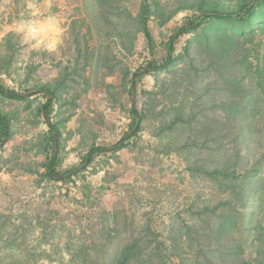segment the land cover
Instances as JSON below:
<instances>
[{
	"label": "rangeland",
	"instance_id": "rangeland-1",
	"mask_svg": "<svg viewBox=\"0 0 264 264\" xmlns=\"http://www.w3.org/2000/svg\"><path fill=\"white\" fill-rule=\"evenodd\" d=\"M1 1L0 32L18 22L33 24L28 0L15 3L18 12ZM181 1L188 0H149L153 10L158 3L166 11ZM121 3L133 13L141 5ZM227 3L230 10L236 0ZM85 14L87 20L61 33L55 51L26 43L22 33H6L0 85L22 92L69 70L63 102L52 116L62 135V173L78 168L92 148L130 135L134 102L149 114L121 149L96 152L72 182H62L50 179L45 167L51 141L38 110L45 99L0 94V110L13 130L0 148V264H78L84 258L104 264L120 239L125 243L146 226L183 254L166 264H264V6L249 21L211 19L181 38L176 62L138 79L135 96L130 76L152 59L144 35L132 54H124L109 24V34L98 39V0ZM192 15L182 10L165 28L150 22L157 57L166 51L164 40ZM10 33L11 49L4 42ZM176 114L182 120L173 124ZM217 167L234 173H210Z\"/></svg>",
	"mask_w": 264,
	"mask_h": 264
},
{
	"label": "trees",
	"instance_id": "trees-1",
	"mask_svg": "<svg viewBox=\"0 0 264 264\" xmlns=\"http://www.w3.org/2000/svg\"><path fill=\"white\" fill-rule=\"evenodd\" d=\"M124 0H121V2ZM141 5L137 13H133L127 6H123L119 0V3L115 4L113 0H98L100 9V36L98 39L101 41L103 35H108L105 32V26L109 24L112 26L113 31L111 34L118 37L120 41V48L124 54H132L135 47V42L139 34H143L146 39V44L149 47L152 59L146 61L131 76L130 72L125 73V77L130 76L131 82V93L136 95L137 81L146 74L155 75L159 71L170 68L175 62L174 48L177 42L181 38L188 36L192 32L199 29L204 23H207L211 19H232L238 22H246L252 19L257 13L259 7L264 6V0H236V4L229 10L228 7L231 5L227 3L228 0H188L181 1L177 7L164 10L158 3L153 6L149 0H140ZM121 3V4H120ZM182 10L193 11V15L188 17L184 25L179 29L178 32L171 35L164 40L166 46V53H161L159 57L155 54L154 38L151 30L150 22L157 20L160 28H165L168 23ZM111 17H115L112 19ZM113 32V33H112ZM264 32V27H263ZM14 33H10L5 38V43L8 48H12L10 39L14 37ZM103 53L100 52V63L102 61ZM89 59L95 57V53H88ZM9 64V63H7ZM101 65V64H100ZM3 67V65H1ZM6 72H8L6 70ZM260 73V86L264 91V63L261 67ZM69 76V70L65 69L61 75L53 82L41 83L35 85L32 89L25 91H16L8 89L0 85V94L3 96L26 101L31 98H37L42 96L45 101L38 107L40 114L42 115L46 125L49 128V142L51 145L48 147L50 150V159L45 165L47 168V175L50 179L62 182H72L74 175L78 174L82 169H86L92 162L93 154L96 152H109L121 149L125 142L136 135L141 126L142 120L149 114L148 108L144 105L141 110L134 102L132 105V111L135 115L136 124L131 130L130 135L124 136V138L118 143L107 147V148H92L89 153L83 158L80 166L70 172L62 173L59 171V159L61 150L59 143L61 139V131L58 125L53 121V112L57 102L62 103L63 93L65 91V81ZM101 85V84H100ZM98 84V87H100ZM105 86V84L103 85ZM101 86V87H103ZM106 90L110 92L111 85H106ZM165 92V89H162ZM159 94V93H158ZM174 100H179L176 97ZM184 103V101H183ZM182 107V106H180ZM178 108V107H177ZM164 109L159 111L162 113ZM182 120L179 114L174 115L173 124L178 123ZM13 135L12 125L10 123L9 115L0 110V148H3ZM264 162V155L262 156ZM224 168L217 167L210 173L213 175L226 176L234 172H227ZM207 210V209H206ZM215 211V210H214ZM122 231V229H121ZM104 230L102 231V233ZM115 232H119V228L115 229ZM108 235H106L107 237ZM106 237H103V241L106 242ZM105 244V243H104ZM97 247H104L100 243ZM119 249H115L101 260L104 264H166L167 261L174 255L182 257L183 254L177 252L176 244L172 246H166L164 240L156 233L150 226H146L140 233L134 234L129 241L125 242L120 239ZM91 264H100V259L91 261ZM78 264H89L84 258L82 262Z\"/></svg>",
	"mask_w": 264,
	"mask_h": 264
},
{
	"label": "crops",
	"instance_id": "crops-1",
	"mask_svg": "<svg viewBox=\"0 0 264 264\" xmlns=\"http://www.w3.org/2000/svg\"><path fill=\"white\" fill-rule=\"evenodd\" d=\"M15 3H18V0L1 1L2 5L7 4V8L14 6ZM8 4L10 5L8 6ZM26 6H28V14L31 16L34 26H42V24L46 25L50 21L55 20L59 22L61 33H66L65 35H68V31L72 23H80L85 19L87 20L85 10L88 6L93 8V0H28L26 1ZM12 8L16 9V12H18V8H16V6ZM21 24V22H18L17 24L7 26L6 31L0 32V41L2 40L3 36L10 31L17 33L16 28ZM49 82L52 81L50 80ZM71 144L70 146L72 148ZM69 148L70 147H67L66 150H69ZM0 182L4 184L2 181Z\"/></svg>",
	"mask_w": 264,
	"mask_h": 264
},
{
	"label": "clouds",
	"instance_id": "clouds-1",
	"mask_svg": "<svg viewBox=\"0 0 264 264\" xmlns=\"http://www.w3.org/2000/svg\"><path fill=\"white\" fill-rule=\"evenodd\" d=\"M16 31L22 33L26 43L35 42L33 46L43 45L49 51H55L61 43L59 22L52 20L46 25L34 26L31 23L17 26Z\"/></svg>",
	"mask_w": 264,
	"mask_h": 264
}]
</instances>
